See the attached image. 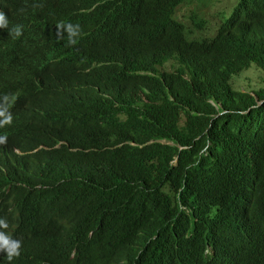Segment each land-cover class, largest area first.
Here are the masks:
<instances>
[{
    "label": "trees",
    "instance_id": "1",
    "mask_svg": "<svg viewBox=\"0 0 264 264\" xmlns=\"http://www.w3.org/2000/svg\"><path fill=\"white\" fill-rule=\"evenodd\" d=\"M185 1L0 0V264H264V0L197 38Z\"/></svg>",
    "mask_w": 264,
    "mask_h": 264
},
{
    "label": "rangeland",
    "instance_id": "2",
    "mask_svg": "<svg viewBox=\"0 0 264 264\" xmlns=\"http://www.w3.org/2000/svg\"><path fill=\"white\" fill-rule=\"evenodd\" d=\"M232 8L233 0H186L178 8L176 16L186 24L191 37L197 38L201 34L193 22V15L204 19L206 27H214L213 36L225 18L229 16ZM175 65L171 62L166 65V69L172 70ZM232 85L238 90L258 91L264 89V71H258V69L249 71L235 78Z\"/></svg>",
    "mask_w": 264,
    "mask_h": 264
},
{
    "label": "clouds",
    "instance_id": "3",
    "mask_svg": "<svg viewBox=\"0 0 264 264\" xmlns=\"http://www.w3.org/2000/svg\"><path fill=\"white\" fill-rule=\"evenodd\" d=\"M9 19L6 15L0 11V28L8 29ZM57 38L63 39L64 34H67L68 44L74 46L78 43V38L82 36V32L79 24L67 23L63 21L56 25ZM9 35L14 38H19L23 35V26L15 25L9 30ZM12 113L9 109V96L5 95L0 98V128L10 125L12 123ZM7 136H0V145H6ZM9 227L7 218H0V229H7ZM14 227V226H13ZM11 227L10 231L14 228ZM22 242L14 239L6 231L0 230V252L6 253L7 259L11 262L14 258H18L21 255Z\"/></svg>",
    "mask_w": 264,
    "mask_h": 264
},
{
    "label": "bare ground",
    "instance_id": "4",
    "mask_svg": "<svg viewBox=\"0 0 264 264\" xmlns=\"http://www.w3.org/2000/svg\"><path fill=\"white\" fill-rule=\"evenodd\" d=\"M1 3V2H0ZM2 4V3H1ZM31 34V33H30ZM34 34V33H33ZM27 38H29V36L27 37Z\"/></svg>",
    "mask_w": 264,
    "mask_h": 264
}]
</instances>
